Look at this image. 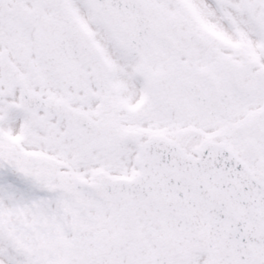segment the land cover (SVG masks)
Returning a JSON list of instances; mask_svg holds the SVG:
<instances>
[{
  "label": "snow or ice",
  "instance_id": "snow-or-ice-1",
  "mask_svg": "<svg viewBox=\"0 0 264 264\" xmlns=\"http://www.w3.org/2000/svg\"><path fill=\"white\" fill-rule=\"evenodd\" d=\"M0 264H264V0H0Z\"/></svg>",
  "mask_w": 264,
  "mask_h": 264
}]
</instances>
